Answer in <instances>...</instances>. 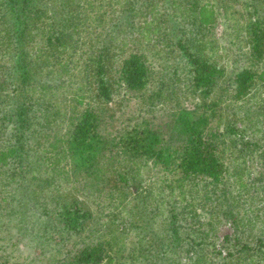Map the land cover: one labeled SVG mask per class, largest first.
<instances>
[{
	"label": "trees",
	"instance_id": "obj_1",
	"mask_svg": "<svg viewBox=\"0 0 264 264\" xmlns=\"http://www.w3.org/2000/svg\"><path fill=\"white\" fill-rule=\"evenodd\" d=\"M220 15L250 58L226 77L207 53ZM262 57L264 0H0V232L17 229L0 264H27L26 231L79 236L55 264H264V98L241 116L259 136L217 112L264 81ZM58 177L94 209L42 199Z\"/></svg>",
	"mask_w": 264,
	"mask_h": 264
},
{
	"label": "rangeland",
	"instance_id": "obj_2",
	"mask_svg": "<svg viewBox=\"0 0 264 264\" xmlns=\"http://www.w3.org/2000/svg\"><path fill=\"white\" fill-rule=\"evenodd\" d=\"M232 8L237 9L238 12H235L232 16L240 24L244 23L246 21V13L242 14L238 8H242L240 4L236 3L235 7ZM225 24L223 22V18L220 15L214 24L213 32L214 36L216 38L215 46L211 49L207 50V53L210 55V58H212L218 65H220L225 70V77L230 74L235 66L242 67L244 65H247L250 62V58L240 55L242 51L247 50V45L245 44L243 32L239 38L240 41L237 44L230 43L229 41H232L233 39L230 38L231 35L226 32ZM212 36V35H211ZM237 46V47H236ZM239 54V59L237 61H233V58L235 57V54ZM160 58H157V60H154L153 67H156V69H159L161 67L162 60H158ZM165 60V59H164ZM165 63V61H164ZM167 64V63H165ZM258 72L261 70H264V57L260 58L259 60L254 61L253 65ZM264 78V76H263ZM264 82L261 78L257 79L256 85L254 88L251 89L250 93L244 98L241 99H233L232 98V92H223L222 100L219 101V103H223L225 105H228V111L226 110H218L217 112L222 113V120H225L227 117L233 116L235 118V124L239 128L245 127V130L250 132L251 134H254L256 136H259L261 131L259 129V123H256V116H254L251 120L248 118L242 119V109L247 107L249 104L256 105L261 98H264ZM263 84V85H262ZM229 90H231L229 88ZM123 88H115L114 92L112 94V98L109 102V104L112 106L113 110L116 111L117 114H120L122 116H128L131 114L130 108L138 104V99L135 97H132L131 101H127V106H120L118 103L121 99H123L122 94L124 93ZM217 94H213L212 96H215ZM183 104L189 105L193 104L198 99L193 94H186L184 97H182ZM129 104V105H128ZM122 124V123H121ZM120 124V125H121ZM221 126V125H220ZM222 127V126H221ZM252 158L250 159L249 163V169L251 172H256L258 170H263L264 165L261 162L260 158L256 155V153H252ZM150 175V174H149ZM152 175V173H151ZM147 181H149L147 179ZM58 195L61 197V201H72L73 198H79L83 207H88L90 209H94V203H92L90 196L84 195L82 190L74 189L71 187V184L67 182V180L63 179L62 177H58L57 180L53 182V184L48 188L44 194H41V198L45 199L48 204H52V196ZM33 218H35L33 230L34 233L37 235L41 233L40 231H37V225H38V218L41 219L40 215H37V213H34ZM93 222L91 221L89 225H91ZM14 228V227H13ZM11 228L6 230L9 232V234H12L17 231L16 228ZM218 234L219 236H222L226 233L232 234L233 229L232 226L226 221L219 223L218 227ZM9 234H6L4 230H1L0 237L2 238L0 242L4 241L7 242L10 240ZM27 235H24L23 237L16 236L12 237L13 239L19 240V243L22 244V248L24 250L22 251V255L20 256L19 260L24 261L27 264H55L56 260L63 255L65 250L70 246L71 239L77 238L78 235L76 233H63L64 238L60 237L56 233L52 234V231L48 233V238L42 243L38 242L35 237L29 233V236L32 238H28V232L26 231ZM85 232H83L81 235H84ZM66 235V236H65ZM22 238V239H20ZM39 243V246H36L35 243Z\"/></svg>",
	"mask_w": 264,
	"mask_h": 264
}]
</instances>
